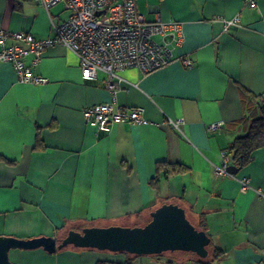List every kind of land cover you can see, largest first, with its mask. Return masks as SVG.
Instances as JSON below:
<instances>
[{
	"label": "crops",
	"instance_id": "0c3cea01",
	"mask_svg": "<svg viewBox=\"0 0 264 264\" xmlns=\"http://www.w3.org/2000/svg\"><path fill=\"white\" fill-rule=\"evenodd\" d=\"M136 8L147 19L160 13L178 23L181 38L166 66L147 74L121 71L115 93L104 86L102 72L83 79L78 57L61 44L46 48L36 64L31 55L25 59L46 83L19 82L12 65L0 61V235L59 238L80 224L134 223L174 202L195 225L204 220L212 246L222 250L210 264H264V147L234 176L214 173L221 152L247 130L250 98L242 89L264 94V0L257 9L244 0H136ZM68 15L61 3L46 11L36 0H0V28L37 38L53 36L52 21ZM235 15L239 23L226 27L223 19ZM100 102L141 107L147 123L108 130L87 124L84 108ZM168 119H180L181 130ZM38 126L42 148L36 147ZM159 161L187 170L161 175L155 187L150 179ZM244 177L250 182L245 190ZM9 258L15 264H95L125 255L67 246L53 253L11 249ZM134 264L195 262L140 255Z\"/></svg>",
	"mask_w": 264,
	"mask_h": 264
},
{
	"label": "built area",
	"instance_id": "2783aa9c",
	"mask_svg": "<svg viewBox=\"0 0 264 264\" xmlns=\"http://www.w3.org/2000/svg\"><path fill=\"white\" fill-rule=\"evenodd\" d=\"M46 11L61 3L69 15L60 23L52 21L53 36L37 38L30 32L9 31L0 28V61L12 65L19 82L46 83L42 74L34 73L31 64L42 58L46 48L56 44L68 47L79 59L83 79L95 80L99 72L105 75L104 86L115 93L124 78L120 72L137 68L143 74L169 64L175 57L173 45L181 38L179 24L165 20L160 13L147 19L136 8V0H36ZM259 0H244L251 9H257ZM106 18V19H104ZM239 16L224 18L226 27L239 23ZM32 56L31 64L25 59ZM186 67H192L190 58L181 57ZM87 124L108 130L116 123L145 124L141 107L123 108L113 102H100L83 110ZM168 125L181 130L180 119H168ZM222 122L213 123L212 128ZM222 160L214 165L216 176L230 175V155L221 152ZM243 190L249 179H240Z\"/></svg>",
	"mask_w": 264,
	"mask_h": 264
},
{
	"label": "water",
	"instance_id": "95a60500",
	"mask_svg": "<svg viewBox=\"0 0 264 264\" xmlns=\"http://www.w3.org/2000/svg\"><path fill=\"white\" fill-rule=\"evenodd\" d=\"M227 171L236 174L238 168L230 164ZM210 240L205 230L196 228L190 221L181 205L167 202L152 210L150 220L143 225L85 226L81 230L70 229L60 238L50 235L31 238L0 235V264H15L9 258L11 249L42 247L53 253L69 245L138 255L181 250L206 257Z\"/></svg>",
	"mask_w": 264,
	"mask_h": 264
},
{
	"label": "trees",
	"instance_id": "16d2710c",
	"mask_svg": "<svg viewBox=\"0 0 264 264\" xmlns=\"http://www.w3.org/2000/svg\"><path fill=\"white\" fill-rule=\"evenodd\" d=\"M242 90H243L242 93L247 95L250 98V101H249L250 109L249 110L251 112H249L248 113L249 116H247L249 117L250 121H249L246 132L242 135L235 137L227 149V153L231 156L232 163L238 169L243 168L252 160L253 153L257 149L264 147V94H259V95H254L252 93L248 94V93H245L246 90L244 89ZM41 128L42 127L38 126V137H37V144H36V147H40V148L43 147L42 141L39 137V131ZM186 170H187V167L182 164L170 163L168 161H159L157 164V168H156V175L150 179V184H152V186L158 187L159 182L161 181V175L163 178H169L170 176L183 173ZM149 220L150 219H148L146 222H148ZM143 224H132V225H143ZM92 225L93 224H80L70 229L81 230L85 226H92ZM122 225H125V224H122ZM195 227L198 229L205 230V221L204 220L199 221V223L196 224ZM70 229H67L63 233H61L59 238L66 235V233ZM69 246H73V245H69ZM76 248H79V247H76ZM207 249H208V254L206 257H200L196 253L191 252V251H181V250L165 251V252H162L163 254L160 253L158 255L157 254H153V255L161 256V255H164L166 252H168V253H171V256L173 255L172 257L177 256L183 259H186V258L194 259L195 264H210L212 261L218 258L222 250L218 247H213L211 240H210V243L207 245ZM116 253H123L125 255L124 260L122 261L100 260V261H97L95 264H134L135 259L138 256H140L138 254H132L128 252H116ZM176 253H180L181 255H175ZM172 261L173 260H170L169 262L171 263Z\"/></svg>",
	"mask_w": 264,
	"mask_h": 264
},
{
	"label": "rangeland",
	"instance_id": "374dc122",
	"mask_svg": "<svg viewBox=\"0 0 264 264\" xmlns=\"http://www.w3.org/2000/svg\"><path fill=\"white\" fill-rule=\"evenodd\" d=\"M140 12V11H139ZM104 19H106V18H104ZM172 198V197H171ZM173 198H176V197H173ZM172 198V199H173ZM149 219V216H145V217H139V218H136V220L134 221V223L132 222V221H125V223H127L126 225H130V224H143V223H145L147 220ZM116 222V221H115ZM112 223V224H116V223ZM119 222H121V221H119ZM99 226H105V225H99ZM168 255H170L171 256V253H167L166 252V255H163V257L164 256H168ZM175 255H181L180 253H176ZM162 256V255H161ZM173 256V255H172Z\"/></svg>",
	"mask_w": 264,
	"mask_h": 264
},
{
	"label": "bare ground",
	"instance_id": "6f19581e",
	"mask_svg": "<svg viewBox=\"0 0 264 264\" xmlns=\"http://www.w3.org/2000/svg\"><path fill=\"white\" fill-rule=\"evenodd\" d=\"M149 215H150V213H149ZM149 219H150V217H149ZM146 223V222H145ZM99 251H101V250H99ZM106 251V250H105ZM107 252H109V251H107ZM112 253V252H111ZM168 253V252H167ZM163 254V253H162ZM174 254V253H173ZM158 255V254H157ZM164 255H166V253L164 254ZM149 256V255H148ZM163 256V255H162ZM152 257V256H151ZM159 258V257H158Z\"/></svg>",
	"mask_w": 264,
	"mask_h": 264
}]
</instances>
